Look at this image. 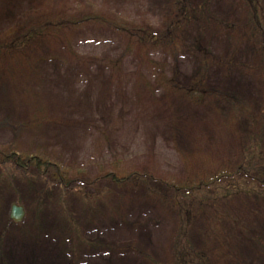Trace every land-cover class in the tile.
<instances>
[{
	"label": "rangeland",
	"instance_id": "1",
	"mask_svg": "<svg viewBox=\"0 0 264 264\" xmlns=\"http://www.w3.org/2000/svg\"><path fill=\"white\" fill-rule=\"evenodd\" d=\"M173 1L0 0V42L39 16L49 19L56 11L69 13L80 6L154 32ZM185 1L194 10L206 5L208 15L220 21L237 24L242 19L233 0ZM180 34L187 46L200 39L202 48L221 64L234 58L230 67L211 64L208 88L247 104L260 100L257 76L244 69L257 63L249 44L237 49L235 38L215 28L202 33L200 25L184 26ZM71 40L79 54L103 63L75 67L44 59L18 73L21 63L15 66L0 56V148L46 158L67 170L74 183L62 190L52 178L45 180L34 171L0 170V264H166L173 242L185 234L186 215L171 210L170 193L161 181L179 176L197 155L211 158L210 148L223 144L226 130L207 127L204 108L169 98L163 86L150 95L139 74L153 83L161 74L175 76L183 88L206 70L204 59L186 48L153 49L150 57L158 69L147 66L136 74V62L112 29L91 26ZM43 57L48 58L37 56ZM111 60L122 61L119 79L110 69ZM116 170L143 177L138 185L116 189L102 177ZM13 204L23 207L21 223L9 218ZM230 223L224 228L232 243L226 257L214 255L218 241L205 237L199 218L187 231L189 249L210 251L212 264H264V245L244 230L233 236ZM263 224L250 225L263 232L264 242ZM216 226L213 236H222Z\"/></svg>",
	"mask_w": 264,
	"mask_h": 264
},
{
	"label": "trees",
	"instance_id": "2",
	"mask_svg": "<svg viewBox=\"0 0 264 264\" xmlns=\"http://www.w3.org/2000/svg\"><path fill=\"white\" fill-rule=\"evenodd\" d=\"M233 1L242 11V19L237 24L208 15L206 5L198 11L194 10L185 0H174L170 4L162 26L154 32L101 9L80 6L69 13L56 11L49 19L39 16L26 28L12 30L0 42V56L7 58L12 65L19 66L21 63L18 73L25 71L26 65L34 61L38 65L47 61L63 65L68 63L75 67L103 63L99 57L79 54L71 40L75 33L91 26L110 28L121 36L126 51L136 62V74L147 66L158 69L157 63L150 57L153 49L171 51L186 48L194 50L204 59L206 70L191 86L183 88L176 84L175 76L168 79L161 74L153 83L139 74L140 85L150 95L163 86L168 89L169 98L177 97L182 103L204 108L202 119L207 127L213 126L214 129L220 126L226 130L224 142L217 139L223 144L210 148L211 158L197 155L188 161L186 169L179 176L161 181L170 193L171 210L176 211L179 217L186 215L182 227L185 234L173 242L172 255L166 264H186V261L191 264H212L213 253L190 250L188 247L187 231L195 218L203 219L205 237L212 235V239L218 241L215 256L221 254L224 258L229 255L226 253L230 251L232 243L224 229L228 221H231L228 226L233 229V236L235 232L244 230L253 242L264 245L263 232L256 225H250L254 221L264 223V0ZM191 25H200L202 33L208 28L220 30L223 35L236 39L237 49L242 44H249L257 63L244 69L258 78L261 87L258 102L247 104L207 87L206 73L211 64L230 67L234 58L221 64L220 60L202 48L200 39L187 46L180 33L184 26ZM39 54L48 58L38 59ZM111 61L110 69L119 79L122 61ZM42 118L45 116L42 115ZM0 170L23 174L34 171L45 180L52 178L62 190L71 189L74 184L69 172L60 165L38 155L18 153L10 147L0 148ZM102 177L119 189L133 183L138 185V177L143 176H130L116 170ZM215 225L216 231L222 235L219 238L212 234V226ZM247 229L251 231L247 232ZM223 238L227 243L219 240ZM235 239L239 240L238 237Z\"/></svg>",
	"mask_w": 264,
	"mask_h": 264
},
{
	"label": "water",
	"instance_id": "3",
	"mask_svg": "<svg viewBox=\"0 0 264 264\" xmlns=\"http://www.w3.org/2000/svg\"><path fill=\"white\" fill-rule=\"evenodd\" d=\"M9 218L14 223H20V222H22L23 221V218H24V210H23V207L18 206V205H15V204L11 205Z\"/></svg>",
	"mask_w": 264,
	"mask_h": 264
}]
</instances>
